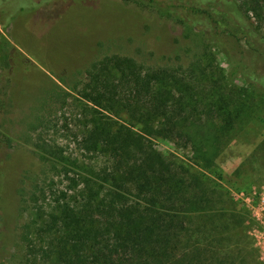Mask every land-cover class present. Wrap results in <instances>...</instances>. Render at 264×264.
Instances as JSON below:
<instances>
[{
    "label": "trees",
    "instance_id": "1",
    "mask_svg": "<svg viewBox=\"0 0 264 264\" xmlns=\"http://www.w3.org/2000/svg\"><path fill=\"white\" fill-rule=\"evenodd\" d=\"M32 1V8L11 10L4 5L8 0H0L1 30L17 11L31 13L50 0ZM166 4L189 30L199 32L197 39L204 43L210 36L216 42L234 63L231 75L264 87V66L256 65L264 62V37L251 18L263 19L264 0ZM228 23L245 33L247 47ZM215 68L207 47L186 65L148 66L119 55L91 64L80 97L101 112H123L140 127L100 120L82 137L83 148L104 154L109 165L98 173L87 170L67 177L69 185L36 233L41 244L28 242L31 256L44 255L37 264H252V247L242 235L244 222L228 206L227 194L210 185L204 173L165 156L150 141L171 140L190 148L202 166H213L223 136L234 129L243 111L217 79L205 80L207 71ZM40 147L44 160L63 159L53 148ZM38 190L30 191L28 200L41 213L46 209L38 203Z\"/></svg>",
    "mask_w": 264,
    "mask_h": 264
},
{
    "label": "rangeland",
    "instance_id": "2",
    "mask_svg": "<svg viewBox=\"0 0 264 264\" xmlns=\"http://www.w3.org/2000/svg\"><path fill=\"white\" fill-rule=\"evenodd\" d=\"M167 2L50 0L31 13L17 11L8 27L0 28V261L4 264L42 262L41 252L29 254L28 242L41 244L36 233L69 185L67 177L87 170L98 173L109 165L104 154L88 152L81 144L92 124L101 120L140 127L127 114L101 112L80 97L91 64L106 55H119L148 66L186 65L205 47L216 67L207 71L205 80L217 79L226 93L236 97L238 106L243 105L234 129L221 140L215 163L202 166L190 148L171 140L150 141L165 156L204 173L210 185L227 194L228 206L240 214L242 235L253 250L248 260L264 264V87L243 75H231L234 63L225 52L210 36L204 43L197 39L199 32L169 13ZM4 5L18 10L20 5L32 8L33 1L8 0ZM251 18L264 37V14L262 20L252 14ZM228 27L247 47L245 33L231 23ZM256 65L263 68L264 62L258 60ZM40 145L62 153L63 159L44 160ZM36 189L45 212H37L28 200Z\"/></svg>",
    "mask_w": 264,
    "mask_h": 264
}]
</instances>
